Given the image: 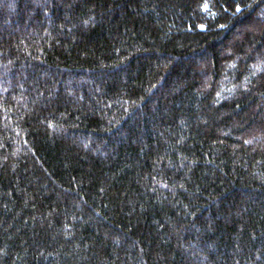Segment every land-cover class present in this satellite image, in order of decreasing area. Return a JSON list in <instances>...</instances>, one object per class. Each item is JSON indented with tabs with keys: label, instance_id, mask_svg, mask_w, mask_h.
<instances>
[{
	"label": "trees",
	"instance_id": "obj_1",
	"mask_svg": "<svg viewBox=\"0 0 264 264\" xmlns=\"http://www.w3.org/2000/svg\"><path fill=\"white\" fill-rule=\"evenodd\" d=\"M0 264H264V0H0Z\"/></svg>",
	"mask_w": 264,
	"mask_h": 264
}]
</instances>
